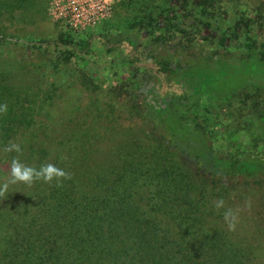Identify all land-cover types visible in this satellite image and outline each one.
I'll list each match as a JSON object with an SVG mask.
<instances>
[{"label":"trees","instance_id":"1","mask_svg":"<svg viewBox=\"0 0 264 264\" xmlns=\"http://www.w3.org/2000/svg\"><path fill=\"white\" fill-rule=\"evenodd\" d=\"M46 3L0 0V19ZM247 6L170 0L160 17L125 37L122 46L135 55L147 32L142 52L155 64L156 80L144 85L138 103L154 136L127 137L111 149H87L77 120L62 129L49 119L41 122L43 134L34 130L42 111L32 92H22L17 67L22 49L38 43L0 32V104H7L0 169L8 179V164L19 156L72 177L62 186H9L0 198V264H262L264 249L222 225L231 191L264 183V39H257ZM48 43L71 41L39 42ZM52 125L60 131H48ZM9 142L22 154L5 153ZM7 179L0 176V184ZM219 199L225 208L217 213ZM255 201L264 208L263 196Z\"/></svg>","mask_w":264,"mask_h":264},{"label":"rangeland","instance_id":"2","mask_svg":"<svg viewBox=\"0 0 264 264\" xmlns=\"http://www.w3.org/2000/svg\"><path fill=\"white\" fill-rule=\"evenodd\" d=\"M86 1L93 6L99 0H47L42 10L29 7L22 15L0 19V32L38 43L29 50L22 49V68L11 66L14 62L7 64L9 68L22 70V92H32L36 98L34 105L42 111L35 113L38 122L34 130L43 134L41 122L50 123L49 119L56 125L62 124V129L68 120L71 123L77 120L83 124L77 134L85 136L86 148L91 150L98 146L111 149L118 140L127 137H153V127L138 103L144 85L156 80L151 75L155 64L142 52L147 32L138 36L140 53L137 50L135 55L130 52L131 46L126 49L121 42L127 35H137L142 22L160 17L162 6L170 0H107L111 8L82 24L78 22L82 19L73 16L68 6ZM240 2L248 5L255 19L252 21L257 29L254 33L259 35L257 39H264V0ZM64 38L70 39V45L39 44ZM111 39L112 51L107 46ZM88 40L90 47L85 46ZM72 50L75 55L68 59ZM47 72H52L55 79H47ZM46 110H51V117ZM54 126L48 131H60ZM6 173V169H0L1 177L7 179ZM249 185L231 191L227 208L238 210L239 222L234 232L240 233L241 238L246 236L243 243L264 249V221L260 218L264 216V208L255 201L264 197V183ZM225 223L223 227L229 230Z\"/></svg>","mask_w":264,"mask_h":264},{"label":"clouds","instance_id":"3","mask_svg":"<svg viewBox=\"0 0 264 264\" xmlns=\"http://www.w3.org/2000/svg\"><path fill=\"white\" fill-rule=\"evenodd\" d=\"M7 112V104H0V114ZM5 153L16 152L22 154V148L18 143L9 142L3 149ZM9 176L2 184H0V198L5 197L8 193L9 186L15 184H24L31 187L37 181L44 183H52L56 181V186H62L63 181L70 180L71 175L64 169L57 167L52 163L42 164L38 169L29 166L21 161L19 156L14 157L8 164ZM214 206L219 211L225 208V201L219 199L214 202ZM223 218L228 225L230 231H235L239 222L238 210L234 211L227 208L223 213Z\"/></svg>","mask_w":264,"mask_h":264},{"label":"built area","instance_id":"4","mask_svg":"<svg viewBox=\"0 0 264 264\" xmlns=\"http://www.w3.org/2000/svg\"><path fill=\"white\" fill-rule=\"evenodd\" d=\"M69 7L73 16L81 18L82 20H78V22L83 24L84 21L98 17L99 14L106 12L111 8V2H108L107 0H99L98 4L93 6L89 1H86L84 4L80 2H72L71 6H68V8Z\"/></svg>","mask_w":264,"mask_h":264}]
</instances>
